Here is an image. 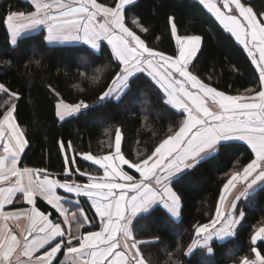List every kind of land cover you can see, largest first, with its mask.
<instances>
[{"label": "snow or ice", "instance_id": "1", "mask_svg": "<svg viewBox=\"0 0 264 264\" xmlns=\"http://www.w3.org/2000/svg\"><path fill=\"white\" fill-rule=\"evenodd\" d=\"M135 0H113L111 5L97 0H31L34 11L11 12L6 17L7 28L15 38L22 32L44 26L47 30L45 39L49 43L82 42L93 50H101V42L106 41L111 48L112 57L118 61L119 71L100 95V100L121 93L126 94L129 82L137 74H146L162 93L164 104L180 110L183 120L178 131L172 133L155 146L154 150L143 159L130 161L121 152V132L115 133L114 153L95 157L88 153H79L84 161H89L103 169V176L98 177L87 169L81 170L75 156L65 154L63 179L58 176L50 178L47 169L18 168L21 154L28 147V140L18 131L14 122L16 105L12 103L0 120V142H4L6 157L0 158V183L16 177L15 182L6 188H0V217L5 220L13 213H4L5 204H11L13 197L20 193L29 205H32V226L24 237L22 253L29 260L41 249L45 252L35 257L36 264H53L62 247L66 255L73 254L72 264H144L139 249L140 241L133 238L130 227L133 218L141 212H148L159 205L172 217H179L182 207V196L173 186V179L196 167L202 159L219 151L234 140L248 145L254 158L223 186L221 203L227 193L234 187V181L252 180L251 188L258 180L264 179V19L246 6L241 0H198L223 30L235 38L247 54L251 64L258 73V87L247 88L252 95L226 94L224 91L205 83L195 74L193 61L201 50V36H179L177 28L170 19L171 33L175 37L176 50L171 54L147 45L125 22L126 6ZM22 21V22H21ZM141 31H148L136 20L132 21ZM0 92L19 99L17 93L10 92L0 83ZM88 108L83 101L66 104L59 100L56 115L61 121L66 116ZM7 131V136L5 135ZM60 149L67 153L73 150L68 142L63 141ZM134 169L139 178L129 174L122 166ZM75 170L73 171V168ZM41 173L43 175L41 176ZM253 173H256L253 176ZM86 177L81 183L76 175ZM35 175V178H34ZM27 177V183H24ZM83 195L90 202L95 217L99 218L100 230H90L83 235H73L62 229L61 223L50 219V214L42 213L35 206L34 196L39 195L68 223L67 210L62 206L65 196ZM241 195H245L242 193ZM239 199V197H237ZM79 203V200L76 201ZM233 202L225 213L217 207L210 223L199 225L196 235L202 239L193 242V246L206 245L212 237L233 235L235 227L243 219V213H236ZM73 212L77 233L85 225H92L93 219L86 214L83 207ZM82 218V220L80 219ZM35 232V235H33ZM28 236H32L29 240ZM131 239V244L128 241ZM264 239V228L254 236ZM78 241V245L73 244ZM19 245L18 237L10 230L0 228V264H13L12 256ZM47 246V248H46ZM122 249V250H121ZM135 249V253H131ZM211 251V248L208 249ZM255 251V249H253ZM191 252V249H189ZM257 261L264 264V259L257 252ZM60 264H65L62 260ZM244 264H248L247 261Z\"/></svg>", "mask_w": 264, "mask_h": 264}, {"label": "trees", "instance_id": "2", "mask_svg": "<svg viewBox=\"0 0 264 264\" xmlns=\"http://www.w3.org/2000/svg\"><path fill=\"white\" fill-rule=\"evenodd\" d=\"M97 2L111 5L113 0ZM241 2L264 19V0ZM30 11L34 7L28 0H0V83L19 96L15 99L0 92V120L14 103L15 121L29 142L21 167L47 169L50 177L63 179L67 154L76 157L75 167L102 177L103 169L84 161L79 153L95 157L114 153L117 129L122 137L121 152L130 161L150 154L172 134L170 128L178 131L184 114L164 104L161 91L146 74H137L140 79L133 77L126 94L121 93L119 98L99 99L119 71L107 42L101 43L98 52L83 43L50 45L45 39L46 31L41 30L20 38L14 45L6 17L11 12ZM125 13L126 25L147 45L165 54L177 48L170 17L177 35L201 36V50L193 64L195 74L210 86L232 95H244L249 93L247 88L258 87V73L243 47L198 0H136L126 6ZM133 20L148 31H141ZM59 100L66 104L83 101L88 108L61 121L56 115ZM61 141L65 147L71 142L73 150L62 152ZM226 143L229 144L172 181L174 190L182 196L179 218L156 205L134 220L135 240L141 242L139 249L148 264H244L255 258L253 249L264 257V240L255 245L252 239L264 226V186L240 202L236 213H243V219L233 237L224 241L210 239L208 244L189 252L198 238L196 228L210 223L220 207L224 184L242 173L254 158L246 143ZM123 168L139 178L134 169ZM74 178L87 182L78 174ZM82 205L86 213H91L87 200L83 199ZM93 214L87 213L89 217Z\"/></svg>", "mask_w": 264, "mask_h": 264}, {"label": "crops", "instance_id": "3", "mask_svg": "<svg viewBox=\"0 0 264 264\" xmlns=\"http://www.w3.org/2000/svg\"><path fill=\"white\" fill-rule=\"evenodd\" d=\"M29 1H31V0H29ZM41 30H45L46 35H47L46 28L44 26H39L37 28L29 29V30L22 32V34L20 36L16 37L15 43H13V37L11 36L12 43L15 45L20 38L36 34V33L40 32ZM47 43L50 45L59 44V42L58 43H55V42L49 43L48 41H47ZM95 51H97V50H95ZM249 95H252V94L251 93L244 94V96H249ZM14 122L16 123V121H14ZM17 130L23 133V138L25 139L23 130L19 126H18ZM5 135L7 136V131H5ZM234 141H238V140H234ZM5 142L6 141L0 142V158L7 156V153L4 152V147H3V144ZM239 142H243V141H239ZM22 155H23V153L21 154V158H22ZM21 158H20V162H21ZM20 162L18 163L17 167L22 169L23 167H21ZM124 166H126V165H124ZM29 169H33V168H29ZM33 170H35V169H33ZM42 175H43V173H41V176ZM255 175H256V173H253V176H255ZM34 178H35V175H34ZM50 178H52V177H50ZM252 178L253 177L250 176L247 181H243V180L238 179L239 180L238 187H240V189L238 190V187H237L236 190H233V193H235L233 200L235 202H237V197L241 198L243 196V195H241L242 193H245V196H246L245 199H247L249 196L253 195L257 190H259V188L264 186V179H261V180H258L254 185H252L251 188H249L248 185L251 182ZM15 180H16V177L12 176L11 180H6V181L0 183V188H6L8 186H11L15 182ZM24 183H27V177H24ZM58 194L64 195L66 197L65 200L63 201L62 206L65 208V210H67L68 223H65L64 217L58 216L56 211L51 208V206L47 203V201L44 200L39 195L34 196V200L36 202L35 206L42 213L50 214V219H52L53 221L58 220L61 223V227L66 232V234L68 232H71L73 235H78V234L83 235V234H86L87 231H90V230H95V231L100 230L99 218L95 217V212L93 209H91V213L89 212V210H87V213H88V215L92 214V212L94 213L92 215L93 217H90V219L94 220V223L92 225H85V227L81 228L79 230V233H77L76 227H75V221L73 220L72 213L76 212L77 217H79L78 209L83 207V205H82L83 199H85V200H87V199L83 195H80L79 197H75L74 195L73 196H67V194L62 193L60 190H58ZM4 195H6V193ZM4 195H0V200H2L4 198ZM77 200H79V203L76 202ZM87 203L90 205V202L87 201ZM32 207H33L32 205H29L27 203V201L23 199V196L20 193H17L13 197V202L11 204H5V206L3 208L4 213H13L14 215L10 216L6 220L3 217H0V228L10 230L13 234H15L18 237V240H19V245L17 247L16 253H13V256H12L13 264H36L35 257L41 256L45 252V249H41L39 252H37L33 255L31 260H29V258L27 256H24L22 253V248H23V244H24V237L28 234V231L32 226V215H31ZM85 212H86V210H85ZM142 213H145V212H141L137 216H135L133 218L131 225H130L134 239H135V235L133 232L132 225L134 223V220L138 216H140ZM175 218L177 219L179 217H175ZM80 219L82 220V218H80ZM97 225H99V228L96 229ZM262 228H264V226ZM235 230H236V228H235ZM259 231L256 233L255 236H257L259 234ZM234 234H235V232H234ZM234 234L230 235V236H225V237H215V239L219 240V241H224V240H227V239L233 237ZM33 235H35V232H33ZM28 239L31 240L32 236H28ZM261 240H264V239H257L255 245L257 244L258 241H261ZM128 243L131 244V239L128 241ZM73 244L78 245V241L73 240ZM46 248H47V246H46ZM196 248H197V246H195V247L192 246L191 251H193ZM130 251H131V253H135L136 250L131 249ZM257 252L258 251L255 250V258L252 261L248 262V264H259V262L257 261ZM260 257L262 259H264V257L261 254H260ZM73 258H74V255L73 254L66 255V248L62 247L60 252L57 253L56 258L53 260V264H60V261H62V260L65 262V264H72ZM140 258L143 259L144 264H148L144 260L142 253L138 259H140ZM132 264H135V261H133Z\"/></svg>", "mask_w": 264, "mask_h": 264}, {"label": "rangeland", "instance_id": "4", "mask_svg": "<svg viewBox=\"0 0 264 264\" xmlns=\"http://www.w3.org/2000/svg\"><path fill=\"white\" fill-rule=\"evenodd\" d=\"M29 1V0H28ZM31 2V1H30ZM22 22V21H21ZM42 26V25H41ZM12 36V35H11ZM13 37V36H12ZM15 40H16V38H15ZM102 42H106V41H102ZM101 42V43H102ZM55 43H58V42H55ZM73 43H81V42H66V43H64V44H73ZM59 44H63V43H59ZM178 111H180V110H178ZM203 160V159H202ZM122 167H124V166H122ZM175 179V178H174ZM173 179V180H174ZM234 187H232L231 188V190L229 191V192H227V193H224V195H225V199H224V201L220 204V208L225 212V213H227V211L230 209V206H231V204L233 203V202H235L234 200H233V198H234V196H235V193H233V190H236L237 189V187H238V185H239V180H237V181H234ZM240 189V187H238V190ZM233 193V194H232ZM240 193V192H239ZM246 198V196L245 195H243L241 198H239V199H237V202H235L236 203V211H238V207H239V204H240V202H242L243 201V199H245ZM237 225H236V229H237ZM200 239H202V237H199V238H197V240L196 241H198V240H200ZM211 239H215V237H212ZM201 246V245H200Z\"/></svg>", "mask_w": 264, "mask_h": 264}]
</instances>
